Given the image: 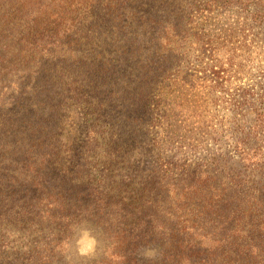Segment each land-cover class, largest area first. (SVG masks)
Masks as SVG:
<instances>
[{"label":"rangeland","instance_id":"rangeland-1","mask_svg":"<svg viewBox=\"0 0 264 264\" xmlns=\"http://www.w3.org/2000/svg\"><path fill=\"white\" fill-rule=\"evenodd\" d=\"M114 7L0 3V264H264L263 201L175 196L171 170L230 156L264 114V21L200 19L233 70L214 84L183 13ZM193 243L234 252L180 253Z\"/></svg>","mask_w":264,"mask_h":264},{"label":"trees","instance_id":"trees-1","mask_svg":"<svg viewBox=\"0 0 264 264\" xmlns=\"http://www.w3.org/2000/svg\"><path fill=\"white\" fill-rule=\"evenodd\" d=\"M2 1L0 0V3ZM16 1L23 3L25 7H39V4L42 3L63 4L65 6L76 4L86 8L85 12L87 7L90 9L87 16L84 15L85 18H88L92 14V8H96V6H103V16L107 17L111 8L114 7L112 5L114 1L116 2L114 10H116L118 6H123L126 0ZM127 2L130 6L135 7L136 11L143 12L134 13L132 19L136 20L138 24H142L144 21L156 23L152 18L160 13L162 14L161 17L170 11L178 12V17H181L183 13L185 27L182 30V40L194 44V48L198 52L193 69L202 72L205 79L214 82V84H227L232 78L231 72L233 70L229 69L228 66L225 67L227 62L218 56L219 46L226 44L223 40L206 34L199 26L200 19H204L215 11L234 8L238 10L254 9L252 19L259 24L264 21V0H127ZM144 13H148L149 18ZM233 58L230 57V60ZM230 65L233 66L232 63ZM261 76L264 78V72ZM260 96L262 99L264 95ZM237 101L239 103V100ZM254 111L256 113L255 120L247 129L241 130V135L234 142V153L230 156L226 157V154L219 152L220 150L217 148L197 160L186 157L181 163L176 162L172 165V179L176 181L172 184L176 189L172 191L175 196L181 195L184 198L200 199L213 197L221 199L253 198L263 201L264 204V114L261 108H256ZM262 227H264V219L262 220ZM179 249L180 253L207 256L217 252L227 255L234 252L232 246L208 250L198 243L192 245L179 244ZM261 253V250H257L252 254L259 256Z\"/></svg>","mask_w":264,"mask_h":264},{"label":"clouds","instance_id":"clouds-1","mask_svg":"<svg viewBox=\"0 0 264 264\" xmlns=\"http://www.w3.org/2000/svg\"><path fill=\"white\" fill-rule=\"evenodd\" d=\"M80 243L86 245L87 247H91V241L88 239L87 234H85V236L81 238ZM83 250H87V248H85ZM148 255L152 256V255H154V253L150 252Z\"/></svg>","mask_w":264,"mask_h":264}]
</instances>
